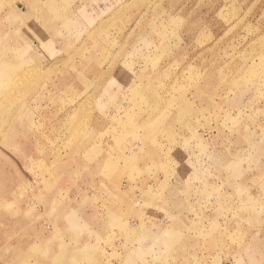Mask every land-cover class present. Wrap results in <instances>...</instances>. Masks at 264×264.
Segmentation results:
<instances>
[{"label": "rangeland", "instance_id": "obj_1", "mask_svg": "<svg viewBox=\"0 0 264 264\" xmlns=\"http://www.w3.org/2000/svg\"><path fill=\"white\" fill-rule=\"evenodd\" d=\"M57 253L264 264V0H0V263Z\"/></svg>", "mask_w": 264, "mask_h": 264}, {"label": "crops", "instance_id": "obj_2", "mask_svg": "<svg viewBox=\"0 0 264 264\" xmlns=\"http://www.w3.org/2000/svg\"><path fill=\"white\" fill-rule=\"evenodd\" d=\"M41 95L44 94V96L47 95H52L53 93L49 92V93H40ZM55 95H57V93H55ZM55 115V114H53ZM51 119V118H50ZM121 242L126 245L127 248H124V250H122V252H119L118 254H122L124 256H127L128 258H132L133 260H137L138 262H140L141 260L144 259H148L149 261L151 259H158L157 257L161 255H159L158 249H160V246L158 245L157 241H154L152 244L150 243V241H148L143 235H140L137 237L136 241H134L132 244H130L129 242L125 241V239L121 240ZM128 244V245H127ZM147 246H149V248H147ZM154 246V247H152ZM152 249L153 251H150L149 249ZM58 256V257H57ZM60 255L59 253H57L56 258H53L55 261L51 262V264H56L58 261L63 260L64 262L62 264H67V262H69V260L75 258L76 259H80L79 256H77L76 254H74L72 257L69 255H64L63 257L59 258ZM1 258V256H0ZM1 260V259H0ZM41 260V261H40ZM44 258H37V264L42 263L45 264L43 262ZM46 262L48 263V260H46ZM1 264V263H0ZM50 264V263H49Z\"/></svg>", "mask_w": 264, "mask_h": 264}, {"label": "bare ground", "instance_id": "obj_3", "mask_svg": "<svg viewBox=\"0 0 264 264\" xmlns=\"http://www.w3.org/2000/svg\"><path fill=\"white\" fill-rule=\"evenodd\" d=\"M7 107V106H6ZM5 121V120H4ZM6 122H7V119H6ZM4 124H6V123H4Z\"/></svg>", "mask_w": 264, "mask_h": 264}]
</instances>
